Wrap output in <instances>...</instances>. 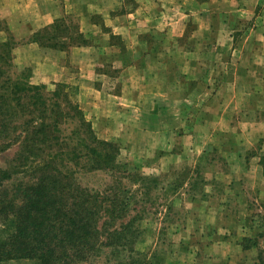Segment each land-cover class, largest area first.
Listing matches in <instances>:
<instances>
[{"label":"crops","instance_id":"1","mask_svg":"<svg viewBox=\"0 0 264 264\" xmlns=\"http://www.w3.org/2000/svg\"><path fill=\"white\" fill-rule=\"evenodd\" d=\"M0 3L17 34L78 17L89 42L49 47L46 78L75 86L100 137L158 157L167 173L209 159L204 179L178 181L175 204L198 220L182 229L188 264L201 253V264H264L256 254L264 256V0ZM17 48L18 63L42 49Z\"/></svg>","mask_w":264,"mask_h":264},{"label":"trees","instance_id":"2","mask_svg":"<svg viewBox=\"0 0 264 264\" xmlns=\"http://www.w3.org/2000/svg\"><path fill=\"white\" fill-rule=\"evenodd\" d=\"M64 18L25 42L52 48L87 44L79 25L69 15ZM13 50L9 40L0 43V152L16 147L12 168L37 180L20 191L24 205L18 210V192L0 188V262L28 258L36 264H96L102 247H113L117 240L129 243L127 221L110 228L129 213L124 180L130 172L119 167L118 153L112 151L118 146L97 135L65 84L48 90L21 74L11 75ZM96 171L112 176L104 187L96 185ZM86 173L92 175L81 180ZM13 175L0 169V177Z\"/></svg>","mask_w":264,"mask_h":264},{"label":"rangeland","instance_id":"3","mask_svg":"<svg viewBox=\"0 0 264 264\" xmlns=\"http://www.w3.org/2000/svg\"><path fill=\"white\" fill-rule=\"evenodd\" d=\"M69 16L73 24L79 25L76 15L70 14ZM63 23L64 26L67 25L66 21ZM67 27L64 30L65 32L70 29V26ZM0 28L4 33V40L0 41V43L9 40L10 45L15 46V48L19 47L33 35V32L17 34L10 30L5 17H3L1 3ZM55 34H58V30H56ZM11 35L15 36V38L11 39ZM57 40L62 41V39ZM115 40L120 42L119 39ZM41 48V50L35 49L34 51H29L26 54L29 57V62L25 63H18L15 60L18 54V48L13 50L15 58L12 67L13 74L11 73V75L21 74L32 84L45 85L48 90L55 89L58 83L65 84L70 90L72 97L77 100V94L73 84L65 82L49 83V78H46V76H49V47L41 46ZM35 68H39L40 70L39 73L36 71V77ZM103 83V86H108L107 79L104 78ZM109 141L118 146V148H114L112 151L115 154L118 153L115 160L120 164L119 167L122 166L130 172V177L124 180L129 189V213L127 217L115 221L110 229H117L120 221H127L125 231L129 235V243L123 245L117 240L113 247H102L98 251V256L95 257L97 260L96 264H188L186 253L181 250V244L187 238L183 236L182 233L184 232L182 229L189 223H197L198 220L195 216L189 214L186 208L182 210L183 207L175 204V196L181 191V184L178 181L183 180L184 176L191 172L198 173L200 176L199 180L204 179L206 175L208 176L209 159L205 158L198 161L189 169L190 171L167 173L158 167V157L133 155L129 153L126 146L119 144L115 140ZM15 151L16 147H11L6 151L0 152V169L14 173L10 178L0 177V182H2V187L0 188L5 187L10 194L16 191L18 192V195L15 197V205L18 210L20 206L24 205L23 197H19L20 191L23 193L25 185L36 181L37 177L30 173H22L21 168H12V165L15 163ZM217 163L220 169H225L221 157H218ZM176 174L180 176L175 177ZM91 175L86 173L79 176L81 180L85 181ZM94 176V181L96 178L99 179L96 185L100 187H104L107 180L112 178V176L107 175L103 171H96ZM88 184L95 185L92 183ZM260 223L264 227V219ZM111 248L115 250L112 251ZM262 253L260 248L256 252L257 257L261 261L264 260ZM198 259L200 260L199 264H201L203 262L202 253ZM0 264L36 263L32 259L22 258L1 261Z\"/></svg>","mask_w":264,"mask_h":264}]
</instances>
